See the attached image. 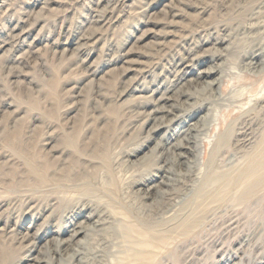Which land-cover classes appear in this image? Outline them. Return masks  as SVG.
Wrapping results in <instances>:
<instances>
[{"label":"rangeland","instance_id":"1","mask_svg":"<svg viewBox=\"0 0 264 264\" xmlns=\"http://www.w3.org/2000/svg\"><path fill=\"white\" fill-rule=\"evenodd\" d=\"M3 1L0 39L11 27L30 24L32 28L22 46L11 53L0 50V55L7 58L0 56V61L5 60L0 63V264H30V257L36 254L43 257V264H57V257H53L57 256L53 251L55 236H66L70 226L94 204H98L102 216L134 224V213L139 215L149 207L150 200L138 186L156 171L159 161L158 148L151 151L158 138L146 135L154 96L149 95L150 88L125 92L135 83L128 78L132 72L121 73L119 66L125 58L110 60L117 50L131 46L142 53L130 56L146 65L151 73L145 80H151L159 78L185 53L182 44L192 42L197 49L218 53L220 49L210 40L226 35L233 48L222 61L225 70L219 94L212 98L216 116L214 120L212 114L207 118L206 153L216 139L224 148L214 163L220 170L226 163L224 168H243L259 151L264 162V66L249 69L240 61L243 56L236 57L239 48H250L254 33L257 38L264 35V0H182L175 4L178 15L172 22H166L172 18L162 11L169 0L147 9L149 0H129L120 19L110 28L101 29L105 35L85 52L89 54L86 57L70 56L73 50L63 49L76 38L78 30H85L96 0ZM147 12L153 13L151 19L157 22L144 23ZM255 21L257 27H247ZM37 33L41 38L38 41ZM31 42L34 52L27 53L25 43ZM21 53L22 61L17 64L13 57ZM211 64L208 61L194 67L188 76L194 77L197 70ZM167 76L173 78V73ZM203 160H207V154ZM193 180L192 175L176 181L178 195L187 194L190 202L185 198L181 206L174 201L153 214L146 211L148 219L163 228L171 218L182 214L179 209L196 199L187 187ZM220 201L188 234H182L180 228H169L160 249L156 244L148 248L159 255L146 264H227L224 258L234 254L229 264H264V186L241 201L234 190L228 191ZM152 226L146 229L155 237L156 227ZM138 228L142 230L133 228V236L138 235ZM26 229L28 242L20 238ZM105 230L86 238L87 247H118L117 237L110 244L106 242ZM78 245L82 247L83 241ZM123 245L128 247L129 242ZM65 260L76 264L74 259Z\"/></svg>","mask_w":264,"mask_h":264},{"label":"bare ground","instance_id":"2","mask_svg":"<svg viewBox=\"0 0 264 264\" xmlns=\"http://www.w3.org/2000/svg\"><path fill=\"white\" fill-rule=\"evenodd\" d=\"M126 1L129 0H96L91 7L92 9H90L89 17L86 19L87 26L85 30L82 32L78 30L77 32H79V34L77 33L78 35L75 39L71 38L63 50L72 49L73 52L70 53V56H73L74 54H76L77 57L89 56V54L85 52L93 49L94 44L103 38L105 32H102L101 29L104 26H106V28H110L114 22L120 19V17L123 15V11L125 10L124 6H128ZM160 1L161 0H149L147 3H145V9L150 7L156 8ZM0 2L4 3L3 0ZM181 2L182 0H169L168 3L164 4L165 8L162 9V11L167 12L172 18L169 21L165 20L166 22H172L173 18H175L174 16L178 15V9H176L175 4ZM115 12H118V14H115ZM152 15L153 13L147 12L145 15L146 19L145 21L143 20L144 23L157 22L151 19ZM258 25L259 23L256 21L247 23V27H257ZM28 26L29 27L19 26L18 28H20V30L17 32H15V30L18 28L15 26L7 30L2 39H0V50L11 53L15 49L22 46L24 44L25 38L30 34L32 28L30 24ZM257 30L254 32L260 34V32ZM35 36L37 41L38 39H41L38 33ZM225 36L226 35L224 34L221 36L216 35L212 39L213 41L210 40L211 45L220 49L218 53L216 52L213 54L204 51L206 49H197L195 47L196 45H194L192 42L189 43V45L184 42L185 44L182 45H185V53L181 57H178V60L175 64L170 65L167 69H165L164 73L159 78L154 77L151 80L149 79L150 81L145 80L146 77H150V74L148 75V73H151L149 72L148 68H145L146 65H142V61L133 59L130 56L132 54L141 55L142 53L131 46L127 47L126 50L121 49L113 52L110 60H118L119 58L122 60V58H125L123 61H121L124 65L122 64L123 66H119L122 68L121 73L126 74L127 72H132V77L128 78H132L130 82L135 84L130 85V83V87H128L125 92L141 91L142 89H145L144 91H146L147 88H150L149 91L151 93L149 95L154 96L151 98L150 102L152 105L150 111H148L149 117L146 119V124L148 125L146 135L149 138H154V136L158 138L155 140L151 151L158 148L157 152L159 161L156 171L152 175H148L146 177L145 183L138 186V190H142L143 194L147 196L148 200H150V205L147 207V209H144L143 212L141 211L139 215L138 213H134V219L137 221V224H134L133 221L124 222L120 219H116L114 216H111L112 219L110 216H102L96 208L98 204H94L95 206L93 205L91 208H87V204H84L87 208V212L82 213V219L70 226L71 228L68 229L66 236L61 238H57L55 236V246L53 251L57 256L53 257H57V264L71 263L70 260L66 262V258L74 259L76 264H146L151 257H154L158 254L157 251L154 253V249L148 250V248L156 244L155 247L160 249L161 246H159V243L163 242V240H166L165 238L167 237L169 228H180L183 230L182 234L186 235L193 230V227H196V224L204 217L203 215H205V213L208 212L211 207L220 204V197L222 198L228 191L234 190L237 194V198L239 201H241L251 197L253 193L264 186V162L261 160V158H259V155L263 154L262 152L259 151L253 154L249 159L248 164L243 168H224V166L227 165L226 163V165L221 166L223 168L221 170L218 166H216L217 163L214 164L218 157H220L224 152V148H221V144L219 145L220 141L216 139L213 142L211 141V146L206 153L207 142L205 139L207 137L206 133L208 129L206 123L207 120L209 122V119L207 118L212 114V120H214L216 116V110H213V106L215 104L213 105L212 98L213 96H217L219 94L218 91L221 86V77L223 76L225 70V67L222 65V61L226 60L225 57L228 56V52L232 53L231 50L233 48L229 45V38L227 39ZM254 36V40H256V42L253 40L249 46L250 48L246 50L242 48H239L238 51L237 49L235 50L237 51V58L243 56V60L240 58V61L244 66L248 67L249 69L256 70L264 66V35L262 37L258 36L257 38L256 33H254ZM31 44L32 42L25 43V46L29 47L28 50H26L27 53L34 52L31 51ZM68 44L70 46H68ZM242 51L243 53H241ZM22 54L23 53L18 55L16 54V56L13 57V60L16 61L17 64L21 63ZM0 56H3L4 59L6 58L5 55ZM4 59L0 61L2 65L5 62ZM208 61L212 63L210 66L197 70L194 77L188 76L189 74H192L194 67L204 64ZM169 73H173V78L167 76ZM92 75H94V73ZM200 79L202 80L198 81ZM139 86H141V88H138ZM205 90L208 91V95H202V92ZM156 95L157 97H155ZM7 104L9 105V103ZM242 128L243 127H240V129ZM68 139L70 138L67 137V142L69 141ZM206 154L207 160H203ZM192 175L195 181L193 180L192 184L187 187H189V191L194 192L193 195L196 197V199L194 198L193 201L188 205L187 202H190L188 201L190 196L186 198L187 194L186 197L179 196L180 194L178 195L177 189L179 186L177 185L176 181H185ZM80 181H83V179ZM80 187L81 186H79V188ZM174 194L175 199L173 198ZM230 195L231 194H229V196ZM83 197L84 196H82V198ZM185 198L187 199L185 205L187 204L188 206L186 208L182 205L185 208V212L184 208L179 209L180 211H183H181L182 214L171 218L170 222H166V224H168L166 227L161 228L160 225H156L148 219L147 212H151L153 214L155 209L160 210L162 206H167L174 201V203L177 202V205L179 203V206H181V202H183ZM92 199L94 200V198ZM92 199L90 200L92 201ZM124 206L126 207V204ZM104 219H108V221H104ZM105 222H107V224H104ZM151 224L156 225L155 227L157 235L155 237L152 234L150 235L149 231L146 229L147 226H152ZM137 226L141 227L142 230L138 228V231H135L138 235L133 236L131 234L132 230ZM27 227L29 228V225ZM152 227H154V225ZM102 228L106 229L103 235L104 238H106L105 240L107 243L110 244V241L116 237L120 239V245L118 247L112 245L113 247L107 250L102 247V245H106V243L101 245L102 248H100L99 245L94 249L87 247L88 239L86 238H90L94 234H98V231H100ZM174 231H176V229H174ZM29 237L30 235L27 229L25 233L20 235V238L27 242L28 239H30ZM152 237H154V239ZM86 240L87 242H84ZM82 241L84 245L81 247L78 245V243ZM35 242L36 241L34 240L33 244H35ZM128 242V247H124L125 245L123 244H127ZM34 247L35 245H33V248ZM66 250L68 251L63 253V251ZM40 253H42V251ZM30 254H32V251ZM234 255H231V258L225 257L224 262H228L227 264H229V261L234 257ZM30 259L32 261L30 264H43L44 262L43 257H40L37 254L34 256L32 255ZM251 264L258 263L251 262Z\"/></svg>","mask_w":264,"mask_h":264}]
</instances>
